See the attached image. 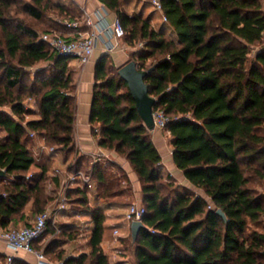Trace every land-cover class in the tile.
<instances>
[{
    "label": "trees",
    "instance_id": "16d2710c",
    "mask_svg": "<svg viewBox=\"0 0 264 264\" xmlns=\"http://www.w3.org/2000/svg\"><path fill=\"white\" fill-rule=\"evenodd\" d=\"M62 1L0 0L3 229L31 200L39 213L50 199L45 190L50 162L36 180L27 176L37 163L28 148L31 133L54 147L52 153L75 150L71 57L52 50L40 40L39 30L19 16L37 24L50 11L74 18ZM101 1L122 21L124 41L144 42L129 61L140 70L154 67L146 82L157 99L154 109L162 108L169 117L165 130L175 164L207 197L174 184L165 191L162 158L119 75L123 65L102 56L95 67L90 121L100 145L128 158L141 181L146 228L136 241L132 233L128 236L134 264H264V230L250 227L264 216V195L257 189L264 185V45L253 52L264 41V0H162L168 21L159 29L140 14H127L124 0ZM42 62L49 68L34 70ZM29 99L36 102L37 119L26 120L34 113ZM83 161L78 158L71 169H81ZM110 162L91 166L95 201L110 202L131 190L122 170L108 174ZM86 189L77 190V203L93 216L89 252L56 257L65 264H111L101 246L104 209L90 206ZM13 264L29 263L14 258Z\"/></svg>",
    "mask_w": 264,
    "mask_h": 264
},
{
    "label": "crops",
    "instance_id": "0c3cea01",
    "mask_svg": "<svg viewBox=\"0 0 264 264\" xmlns=\"http://www.w3.org/2000/svg\"><path fill=\"white\" fill-rule=\"evenodd\" d=\"M62 2L70 6L75 15L74 18H66L64 16L63 20H55L54 26L65 33L69 30L65 25L67 20H78L80 21L84 30H89L91 29V26L88 24V20H91L94 25L102 27L106 23H110L116 17H118L117 13L101 0H63ZM122 8L129 15H142L144 18L148 19L152 26L156 29L166 25V22L163 19V13L156 10L148 0H124ZM168 31L170 32L171 30ZM123 43L124 44H122V48H120L118 51L114 53H108L106 51V42L99 40L96 45L95 54L88 64L80 65L77 60H70V65L73 66L74 69L75 84V90L72 93L75 99L76 112V122L74 127L75 150L67 155L62 152L52 153L46 147L48 145L45 143V141L39 136H31V140L28 143V148L33 153L37 162L31 167L29 171L31 179L35 178L36 180L38 177H40L43 172V165L46 162H50L49 169L47 171V181L45 183V190L48 196H50V199L47 201L44 209L54 200L53 197H55V194L61 189L67 175L75 171L71 169V165L74 166L78 158L84 159L82 166H80L81 169L89 171L93 165L95 156L101 154L104 157V159L101 160L102 163L106 162L107 160L111 161L109 169H107L108 174L120 175L121 170L126 174L131 190L129 193L127 192L124 195L117 197L113 201L106 202L101 198H99L98 201H95V198L97 197V187L95 186V183H93V188L90 189L87 187L86 189L90 206L103 207L104 209L106 216V230L104 232L101 246L108 256H111L115 248L119 245L114 237V229L118 228L122 234L128 237V234L131 233V229L125 220L127 208L130 203H142L143 197L141 181L136 174L131 161L126 157L118 155L114 151L102 147L99 143V137L96 136L92 130V124L90 121L93 90L96 83L95 67L97 61L102 56L109 55L116 66H122L126 64L139 49L137 47L138 44L132 45L127 41H124ZM27 105L31 110H33L34 113L30 116L27 115L26 120L39 118L38 108L35 100L29 99ZM0 131H2L4 134L2 136L0 134V140H2L6 137V133L2 129H0ZM151 136L152 141L156 145L162 158L160 182L165 187V190L171 189L170 186L174 184L175 186H182V188L193 190L197 194L204 196V192L202 190L196 189L186 179L184 172L179 170L175 164L170 132L167 130L154 128L151 131ZM56 169H60L63 174L59 177L54 176V171ZM84 187L85 185L79 183L73 184L70 188H68L67 194L70 206L69 209L62 211L59 214L57 226L59 225L60 228L68 231L69 234L65 236V240L62 243H57L56 238H54L52 240L53 244L51 243V246H49L48 249L46 248V252L50 253L51 249L57 250L62 252L63 257L66 258L77 257L82 253L89 252L88 244L87 246L81 245V235H79L77 232L78 230H83V228L86 227L88 230L87 239H90L94 227V221L91 212L77 203V190ZM119 198H124L127 200L120 202L118 200ZM33 204V200H31L24 207L21 213L13 218L8 227H23L29 225L35 217ZM79 219L83 221V225L79 224ZM50 227H52V225ZM2 229L3 228H0V231ZM43 241L39 243L38 247L43 244ZM122 242L124 241L122 240ZM58 253L54 255L56 256ZM7 254H13V252L9 250L3 243H0V263L5 261V256ZM15 259L16 261H24L29 264H38L35 256L30 254L17 253L15 254ZM59 260L61 259L55 257L54 262Z\"/></svg>",
    "mask_w": 264,
    "mask_h": 264
},
{
    "label": "built area",
    "instance_id": "2783aa9c",
    "mask_svg": "<svg viewBox=\"0 0 264 264\" xmlns=\"http://www.w3.org/2000/svg\"><path fill=\"white\" fill-rule=\"evenodd\" d=\"M148 1L156 10L163 12L162 0ZM163 19L165 22L168 21L164 15ZM87 22L91 26V29L84 30L80 21L67 20L65 25L69 30L66 33L58 28H50L40 34V40L57 53L75 58L80 65H86L92 60L99 40L106 42V51L108 53H114L122 48L126 31L119 17H116L112 22L106 23L102 27L94 25L91 20ZM143 45L144 42H139L137 47L141 48ZM153 114L155 128L165 130L169 121V117L165 111L162 108H157L154 109ZM31 136H37V133L32 132ZM46 147L49 151H54V147ZM102 159H104L103 155H96L93 163L99 162ZM62 174L63 172L60 169L54 171V176L59 177ZM30 177L28 176V178ZM79 183L86 185L90 189L93 188L91 169L89 171L79 169L67 175L61 189L55 194L54 200L44 210L37 213L29 225L8 227L0 231V243H3L13 252V254L6 255V264H13L15 254L17 253L35 256L38 264H65L62 260L54 262L49 259L45 250L40 249L38 245L51 225L58 231L57 221L59 214L69 209L70 206L67 190L71 185ZM146 212V207L142 203L134 202L128 206L125 220L131 226L134 221H143ZM119 231L118 228L114 229L115 240L119 245L112 253L111 259L118 264H128L125 257L126 251L122 245V239L126 236Z\"/></svg>",
    "mask_w": 264,
    "mask_h": 264
},
{
    "label": "rangeland",
    "instance_id": "374dc122",
    "mask_svg": "<svg viewBox=\"0 0 264 264\" xmlns=\"http://www.w3.org/2000/svg\"><path fill=\"white\" fill-rule=\"evenodd\" d=\"M20 16V18H22L24 21H25V23H27V24H30V25H32V26H34L36 29H38L39 30V33L41 34L42 32H44V31H47V30H49L50 28H56V26H54L55 25V20H63V17L64 16H60V15H58V13H55V11H50L49 13H48V15H47V17L45 18V20L43 21V24H37L35 21H32V20H30L29 18H26V17H24V15H19ZM40 27H39V26ZM264 45V41H263V43H259V44H256V45H254V47H253V52H256L257 50H259L262 46ZM251 58H252V56H251ZM71 60H73V61H75L76 59L75 58H71ZM151 61H149V62H147V65H149V63H150ZM49 63L48 62H42V63H40L38 66H36L34 69L35 70H37V69H39V68H41V69H48L49 68ZM71 68H73V66H71ZM0 134H1V136L2 135H4L3 134V132L2 131H0ZM82 170H84V169H82ZM84 171H86V170H84ZM27 176H30V174H29V172H28V174H27ZM4 184L5 183H0V191H1V189H2V186H4ZM257 189H258V192L260 193V194H263L264 193V185H259V186H257ZM166 192L168 191V189L167 190H165ZM264 195V194H263ZM54 198V197H53ZM120 202H124V200H127V199H124V198H119L118 199ZM131 204V203H130ZM37 213L35 212V215H36ZM34 215V216H35ZM79 224H81V225H83V221L81 220V219H79ZM85 225V224H84ZM17 227V226H16ZM250 227L251 228H259L260 230H264V216L260 219V221L258 222V223H252L251 225H250ZM57 228H58V231H57V229L56 228H54L53 226L52 227H50V229L43 235V238H42V240H41V242L43 241V240H45V241H43V244L41 245V246H39V248L40 249H43V250H46V248L48 249L49 248V246H51V243L53 242L52 240L54 239V238H56V242L57 243H62V242H64V240H65V236L67 235V234H69V232L68 231H66V230H63L62 228H60L59 227V225L57 226ZM78 232V234L79 235H81V245L82 246H87V244H88V242H89V239H87L88 238V230L86 229V227L85 228H83V230H78L77 231ZM119 232H121V231H119ZM72 234V233H71ZM114 237H115V235H114ZM127 239V241L126 242H122V245H123V248L125 249V251H126V255H125V257L127 258V263L128 264H134V254H133V247H131L130 246V242H131V240L128 238V237H126ZM53 244V243H52ZM51 252L50 253H48V252H46V254H47V257L49 258V259H51L52 261H54L55 260V255L54 254H56V253H58V252H60V251H57V250H50ZM53 254V255H52ZM110 257V262H111V264H118V263H115L112 259H111V256H109ZM0 264H6L5 263V261L3 262V263H0Z\"/></svg>",
    "mask_w": 264,
    "mask_h": 264
},
{
    "label": "water",
    "instance_id": "95a60500",
    "mask_svg": "<svg viewBox=\"0 0 264 264\" xmlns=\"http://www.w3.org/2000/svg\"><path fill=\"white\" fill-rule=\"evenodd\" d=\"M153 69L154 67L149 70H140L134 60L129 61L119 69V75L127 82L133 99L136 102L139 115L151 131L155 128L153 112L157 99L150 96L146 77ZM0 176H5L4 170H0ZM217 213L223 218H226L221 209H219ZM145 228L146 226L143 221L132 222L130 229L133 241L137 240L140 231Z\"/></svg>",
    "mask_w": 264,
    "mask_h": 264
}]
</instances>
